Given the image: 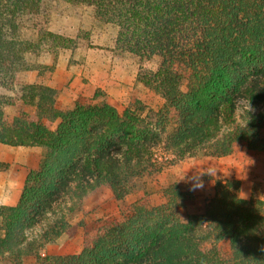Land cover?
<instances>
[{"label":"trees","instance_id":"1","mask_svg":"<svg viewBox=\"0 0 264 264\" xmlns=\"http://www.w3.org/2000/svg\"><path fill=\"white\" fill-rule=\"evenodd\" d=\"M50 1L0 0V143L44 148L18 203L0 206V258L264 264V201L243 198L238 178L218 179L206 209L185 218L180 209L192 198L189 185H166L159 204L146 193L117 218L84 224L79 253L42 252L70 226L63 219L27 237L69 191L82 204L106 185L122 200L165 162L224 157L237 148L264 152V0H61L93 6L98 22L116 25L115 54L158 59L155 69L141 66L137 80L162 96L161 106L137 99L123 111L98 92L95 103L62 108L57 89L27 81L29 71L42 67L35 58L43 52L79 47L78 37L49 28ZM241 100L261 107L243 124L236 122ZM161 145L172 159L157 161ZM9 168L0 161V173Z\"/></svg>","mask_w":264,"mask_h":264},{"label":"rangeland","instance_id":"2","mask_svg":"<svg viewBox=\"0 0 264 264\" xmlns=\"http://www.w3.org/2000/svg\"><path fill=\"white\" fill-rule=\"evenodd\" d=\"M48 12L50 13L48 15L49 28L52 31L70 37H78V48H63L58 51V53L73 51L70 63L76 67L78 75L81 74L83 59L81 56L89 49L99 53L97 49L107 48L113 52L111 46L115 45L114 40L117 37L118 27L111 23L98 22L95 19L93 6L72 5L65 1L54 0L48 3ZM46 53L51 52H43L38 57ZM114 55L118 60L126 61L128 78L127 84L124 85L128 88L119 85L110 92L103 88H97L91 93H84L81 99L76 100L73 99V95L69 94L68 90L62 91V93L58 91L60 106L72 108L76 103H95L96 92L104 95L120 111H123L137 99L142 100L153 109L161 106L164 101L162 96L137 80L141 66L145 69H155L158 59L142 61L140 57L128 52L114 53ZM38 57L35 58L36 61ZM52 67H45V69L51 70ZM39 68L42 67H36L29 71L27 81H29L30 74ZM260 108V105L241 100L236 112V122L243 124L250 112H257ZM7 110L10 111L11 108ZM8 149L3 151L4 155L10 158V167L15 165L17 169L30 168L31 170L37 168L44 154V148L41 146H22ZM156 151L157 161H167L173 157L172 154L167 153L163 145L158 146ZM164 166L161 172L147 173L137 179L136 190L122 200H117L106 185H102L95 193H88L82 204L78 203L76 197L74 199L70 197L73 191H69L63 199L54 205L52 210L44 215L39 224L26 231L27 237L29 239L39 237L55 222L63 219L70 226L60 236L47 243L42 252L56 255L79 253L83 247L84 224L91 225L100 217L117 218L135 200L146 193L151 197L154 204H159L164 201L162 188L174 182L189 185L193 192L192 198L180 209V214L184 218L187 214L202 212L206 209L215 194V185L218 179L238 178L241 181L240 195L243 198L248 199L253 194L264 201V152L237 148L232 154L224 157L196 155L185 158L181 163L170 164L165 162ZM199 182L203 183V187L194 189V185ZM35 263L34 255L26 256L23 262V264ZM0 264H10L8 257L0 258Z\"/></svg>","mask_w":264,"mask_h":264},{"label":"crops","instance_id":"3","mask_svg":"<svg viewBox=\"0 0 264 264\" xmlns=\"http://www.w3.org/2000/svg\"><path fill=\"white\" fill-rule=\"evenodd\" d=\"M97 50L99 53L89 49L82 54V67L81 74L79 75L76 73V67L70 63L73 51L70 53L61 51L57 55L46 53L38 57L37 60L42 65V68L32 72L28 80L30 82L47 84L57 89L60 93L68 90L75 100L81 99L84 93H91L97 88H103L109 92L119 85L128 88V86L124 85L127 84L128 78L126 61L118 60L114 53L111 50H107V48ZM75 56H77L76 53ZM116 60L118 61L116 62ZM45 67L52 68L50 70L45 69ZM18 147L22 146H11L0 143V161L10 163V158L6 157L3 151L9 150L8 148ZM29 171L30 168L17 169L15 165H11L7 171L0 173V206L16 205L18 203Z\"/></svg>","mask_w":264,"mask_h":264},{"label":"clouds","instance_id":"4","mask_svg":"<svg viewBox=\"0 0 264 264\" xmlns=\"http://www.w3.org/2000/svg\"><path fill=\"white\" fill-rule=\"evenodd\" d=\"M208 175V174H207ZM203 187V183L202 182H199V183H196L195 185H194V189L195 188H202Z\"/></svg>","mask_w":264,"mask_h":264}]
</instances>
